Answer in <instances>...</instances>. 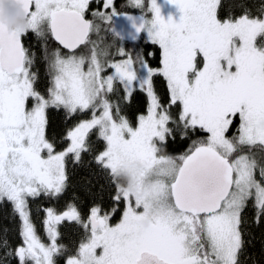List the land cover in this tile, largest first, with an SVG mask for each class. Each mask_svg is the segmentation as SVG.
<instances>
[{"label":"snow or ice","instance_id":"snow-or-ice-1","mask_svg":"<svg viewBox=\"0 0 264 264\" xmlns=\"http://www.w3.org/2000/svg\"><path fill=\"white\" fill-rule=\"evenodd\" d=\"M5 3L26 27L0 20V205L18 218L0 264H264L246 230L249 211L264 224V3ZM69 163L105 174L107 204L33 210Z\"/></svg>","mask_w":264,"mask_h":264},{"label":"trees","instance_id":"trees-1","mask_svg":"<svg viewBox=\"0 0 264 264\" xmlns=\"http://www.w3.org/2000/svg\"><path fill=\"white\" fill-rule=\"evenodd\" d=\"M128 3V0H116V5L118 10L129 11L132 13H139L137 10L132 9L130 6L125 7ZM222 3L225 4L227 8L229 4L232 3H244L249 8L255 9L260 4L264 3V0H222ZM236 14H239V9H234ZM129 49L133 47L131 43L127 45ZM138 47L142 49L145 53L148 51H155V46H148L147 40L142 39L139 42ZM137 105L134 102L133 108ZM50 123L52 128L57 130H62L65 127L64 114L62 111L57 112L52 110L49 113ZM51 130V129H50ZM184 147L177 145H171L165 149L171 155H177L184 151ZM87 161V157L85 158ZM68 187L65 194L59 200H54L48 202L47 200H40L34 203H31L32 208L36 204H57V209H63L66 202L72 201L74 198H77L79 203L89 204L92 202L93 198L103 197L105 203L108 201V191L107 189V179L104 173H102L95 165H73L68 164ZM252 213L251 211L247 214V235L251 238V243L248 245V250L251 253L253 259L261 258L264 255V224L259 226L251 222ZM18 227V218H14L12 214V209L10 204L0 205V233L4 229L8 230V234L12 240L15 239V233ZM71 238H75L74 236ZM5 250L0 249V257H4ZM2 264H8L7 260H4Z\"/></svg>","mask_w":264,"mask_h":264},{"label":"clouds","instance_id":"clouds-1","mask_svg":"<svg viewBox=\"0 0 264 264\" xmlns=\"http://www.w3.org/2000/svg\"><path fill=\"white\" fill-rule=\"evenodd\" d=\"M0 18H3L10 27L20 29L26 27L23 9L19 6H12L8 3H5L4 11Z\"/></svg>","mask_w":264,"mask_h":264},{"label":"flooded vegetation","instance_id":"flooded-vegetation-1","mask_svg":"<svg viewBox=\"0 0 264 264\" xmlns=\"http://www.w3.org/2000/svg\"><path fill=\"white\" fill-rule=\"evenodd\" d=\"M37 206H41V207H57L58 205L57 204H53V203H49V204H36L34 207H37ZM33 210H35V208H33ZM119 216H120V212H117V214H116V220H114L113 222L118 221ZM37 223H39V218L37 219Z\"/></svg>","mask_w":264,"mask_h":264},{"label":"water","instance_id":"water-1","mask_svg":"<svg viewBox=\"0 0 264 264\" xmlns=\"http://www.w3.org/2000/svg\"><path fill=\"white\" fill-rule=\"evenodd\" d=\"M133 14H137V15H138L139 13H133ZM0 20H2L3 23H4L5 25H7V27H9L10 29L13 28V27H10L9 24H8L3 18H0Z\"/></svg>","mask_w":264,"mask_h":264},{"label":"rangeland","instance_id":"rangeland-1","mask_svg":"<svg viewBox=\"0 0 264 264\" xmlns=\"http://www.w3.org/2000/svg\"><path fill=\"white\" fill-rule=\"evenodd\" d=\"M135 10H136V9H135ZM137 11L139 12V10H137ZM13 28H15V27H13ZM141 40H142V39H141ZM141 40H140V41H141ZM144 40H146V38H145ZM140 41L137 42L138 45H139V42H140ZM120 214H121V213H120Z\"/></svg>","mask_w":264,"mask_h":264}]
</instances>
